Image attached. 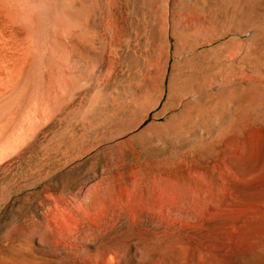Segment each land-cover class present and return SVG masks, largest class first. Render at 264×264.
Returning <instances> with one entry per match:
<instances>
[{
  "label": "bare ground",
  "instance_id": "6f19581e",
  "mask_svg": "<svg viewBox=\"0 0 264 264\" xmlns=\"http://www.w3.org/2000/svg\"><path fill=\"white\" fill-rule=\"evenodd\" d=\"M155 3L188 13L170 25L174 55L185 58L146 125L167 72L143 89L134 69L119 77L111 61L83 51L105 35L114 61L122 4L134 22L133 66L139 43L160 38L147 16ZM150 136H189L207 155L144 159L114 143ZM34 145L47 159L92 156L101 166L93 182L58 196L45 191L57 201L27 236L37 256L57 264H264V0H0V171ZM55 211L73 218L62 226Z\"/></svg>",
  "mask_w": 264,
  "mask_h": 264
},
{
  "label": "rangeland",
  "instance_id": "374dc122",
  "mask_svg": "<svg viewBox=\"0 0 264 264\" xmlns=\"http://www.w3.org/2000/svg\"><path fill=\"white\" fill-rule=\"evenodd\" d=\"M155 4H153V6L155 5L153 7L155 10L152 8L155 12L150 9V12H153V15L148 14L147 16H152V23H156L157 21L155 27L158 28L156 29L154 27L156 29L154 30L155 33H157V31L160 33V38H155L157 39L154 40L157 41L156 43L152 41L148 44H146L143 39L142 41L146 47L143 45L142 41V43H139L137 50L139 47L140 48L136 51L139 53H136V56L139 55V59L137 58V63L135 62L134 65L132 64L133 66H131L130 63L131 52L129 51H131L132 47L137 44L133 37L134 26H132V23L134 22H132V14H130L129 10L125 8L124 5L122 6V4H119L116 7L117 9H114V13L117 16V22L115 25L118 26V28L116 26V30L117 33L119 32L116 34L117 41H115L114 49L116 50L115 54H117V56H114V61L110 56L107 45L108 39L105 38V35H100L95 40H90L93 48L90 47L83 51L90 57H101L106 63L111 61L113 67L116 69V73L119 74V77L125 72L128 74L131 72V69H134L132 72H136L135 77L137 74L141 77L140 79L137 75L138 78H136L141 81V85L143 83L142 88L145 84L143 89L152 88L153 85L156 84L163 69L167 72V77L164 82V95L158 107L150 112L145 121L146 125L153 122L155 115L163 110L168 97L166 88L173 74V65L177 62H181L183 58H185V56L177 58L174 55V38L172 36L170 25L172 19L177 20L179 15L186 16L188 13L186 11L185 13L181 11L184 15L181 13L179 14L180 11L173 8L171 9V7L167 8L166 11L165 9L160 10L159 4L158 6L157 3ZM177 12L179 15L176 14ZM157 15L158 17H156ZM154 16L157 18L156 20ZM163 32L164 35L161 34ZM159 35L157 37H159ZM163 38L168 41V47H165L164 43H162ZM163 66H166V68ZM145 79L146 82H144ZM147 81L151 82V84ZM147 83L148 85H146ZM79 94L75 98L76 101L74 100L73 103L70 104V107L80 102L82 95ZM173 112L174 110H168L165 116L168 117ZM164 120L165 119L163 118L162 121ZM146 125H144V127ZM198 133L201 134L200 131H198ZM201 135L200 137H202ZM163 138H155L152 136L149 138L143 137L141 139L131 140L129 141L131 143L128 142L129 144L123 143L128 139L125 138L119 139L114 143L118 144L120 150L123 151H129L132 148L138 149L141 157L144 159H174L186 153H193L195 151L196 153H193L197 155V157L195 155V158L202 161L207 155L206 151V153L203 152L204 149H195L190 142L191 138H189V136L178 139L168 136ZM42 157L40 148L38 145H34L24 155L16 158L10 163H6V165L3 164L6 167L0 171V264H57L55 261L51 262L50 259L37 256L28 246L29 241L27 240V236L32 235L34 231L39 229V225H37L39 222H37L38 220L36 219L39 218L38 216L41 215V213L45 212L44 207L47 206V203L53 204L57 201L54 199V196H58L57 193H60L61 189H74L76 186H82L83 183L93 182L101 169L99 161L92 159V156H87L82 159L76 158L69 162H67V160H61V157L52 160ZM125 157L127 164L133 162V156L131 154H126ZM47 190L54 193V196L46 197L45 191ZM52 214L55 215L54 221L62 226L66 224L67 220L73 218V214L67 212L55 211V213Z\"/></svg>",
  "mask_w": 264,
  "mask_h": 264
}]
</instances>
